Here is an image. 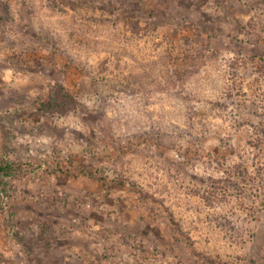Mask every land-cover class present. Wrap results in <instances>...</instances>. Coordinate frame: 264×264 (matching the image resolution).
I'll use <instances>...</instances> for the list:
<instances>
[{
  "label": "rangeland",
  "instance_id": "rangeland-1",
  "mask_svg": "<svg viewBox=\"0 0 264 264\" xmlns=\"http://www.w3.org/2000/svg\"><path fill=\"white\" fill-rule=\"evenodd\" d=\"M135 1L0 0V264H264V0Z\"/></svg>",
  "mask_w": 264,
  "mask_h": 264
},
{
  "label": "trees",
  "instance_id": "trees-1",
  "mask_svg": "<svg viewBox=\"0 0 264 264\" xmlns=\"http://www.w3.org/2000/svg\"><path fill=\"white\" fill-rule=\"evenodd\" d=\"M121 1H123L124 3L126 2V0ZM141 1L142 0H136L135 5H137L138 7ZM180 4L181 6H188V4L185 3V0H181ZM134 27L138 29L137 31H140L142 29L140 25L136 24V22ZM79 106L80 101L63 82H53L48 84V92L44 98L39 100L37 109L43 114L64 115L77 111ZM1 124L2 126H4L3 129H6L5 124ZM7 126L9 125L7 124ZM37 168H39V165L31 161L23 162L7 158L0 159V189L5 191L8 184L7 181L14 176H19L23 173L34 171ZM83 173L90 176L93 175L91 171H84ZM28 230L32 235L36 233L34 229ZM14 234L17 240L20 242L27 243L29 240L27 239L25 234H20L19 231H14ZM38 239L39 237H32L30 240H32V242L39 246Z\"/></svg>",
  "mask_w": 264,
  "mask_h": 264
}]
</instances>
